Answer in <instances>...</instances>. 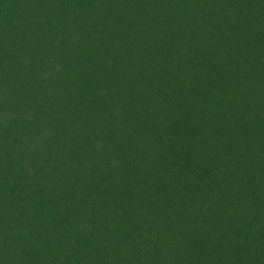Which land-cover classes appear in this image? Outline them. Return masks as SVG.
<instances>
[{
    "label": "trees",
    "instance_id": "trees-1",
    "mask_svg": "<svg viewBox=\"0 0 264 264\" xmlns=\"http://www.w3.org/2000/svg\"><path fill=\"white\" fill-rule=\"evenodd\" d=\"M0 264H264V0H0Z\"/></svg>",
    "mask_w": 264,
    "mask_h": 264
},
{
    "label": "rangeland",
    "instance_id": "rangeland-1",
    "mask_svg": "<svg viewBox=\"0 0 264 264\" xmlns=\"http://www.w3.org/2000/svg\"><path fill=\"white\" fill-rule=\"evenodd\" d=\"M187 102V100L186 99H184V104ZM235 186H232L231 188L233 189ZM221 188V187H220ZM220 188H216V189H214V190H212V192H218V191H220L219 189ZM222 190H224L225 188H221ZM244 192H245V194L247 195V194H250L252 191H251V189L250 188H248V189H244ZM207 195V194H206Z\"/></svg>",
    "mask_w": 264,
    "mask_h": 264
}]
</instances>
